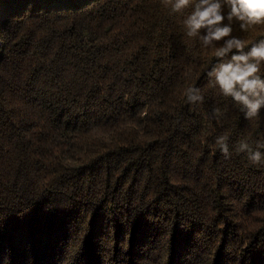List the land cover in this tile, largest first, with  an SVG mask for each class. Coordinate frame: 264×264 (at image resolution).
Instances as JSON below:
<instances>
[{"label": "trees", "instance_id": "trees-1", "mask_svg": "<svg viewBox=\"0 0 264 264\" xmlns=\"http://www.w3.org/2000/svg\"><path fill=\"white\" fill-rule=\"evenodd\" d=\"M213 62L165 0H0V264H264V110Z\"/></svg>", "mask_w": 264, "mask_h": 264}, {"label": "clouds", "instance_id": "clouds-1", "mask_svg": "<svg viewBox=\"0 0 264 264\" xmlns=\"http://www.w3.org/2000/svg\"><path fill=\"white\" fill-rule=\"evenodd\" d=\"M171 13L181 16L184 35L211 51L214 62L204 75L207 85L220 97L229 100L245 120L259 119L264 110V37L251 42L238 33L264 25V0H165ZM191 105L204 102L200 87L193 85L185 92ZM213 107L210 119L220 116ZM215 144L225 159L231 153L228 136L219 135ZM264 141L252 147L241 140L235 147L254 165H264Z\"/></svg>", "mask_w": 264, "mask_h": 264}]
</instances>
